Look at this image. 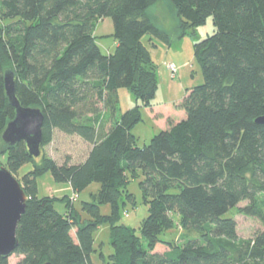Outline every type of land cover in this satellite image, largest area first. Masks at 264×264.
Here are the masks:
<instances>
[{
	"label": "trees",
	"instance_id": "1",
	"mask_svg": "<svg viewBox=\"0 0 264 264\" xmlns=\"http://www.w3.org/2000/svg\"><path fill=\"white\" fill-rule=\"evenodd\" d=\"M164 3L176 8L182 35L210 17L216 27L195 45L204 83L171 108L152 104L159 79L144 44L146 37L169 42L150 17ZM0 15L13 21L0 32V141L16 115L5 87L11 70L21 105L44 114L42 149L56 131L91 146L80 163L34 158L24 141L7 146L14 177L33 165L16 178L29 197L17 228V264H94L95 233L104 225L113 264H264V230L239 247L226 243L238 241V223L226 215L242 202L245 214L264 223V125L257 122L264 117V0H0ZM105 18L113 20L117 41L109 55L94 34ZM121 89L140 99L161 128L143 147L133 134L139 107L119 117ZM137 171L150 207L142 238L120 223L122 208L136 203L128 186ZM49 172L75 193L101 185L81 210L89 219L67 198L63 214L55 198H39L38 178ZM107 205L109 215L101 212ZM173 214L204 240H163Z\"/></svg>",
	"mask_w": 264,
	"mask_h": 264
},
{
	"label": "rangeland",
	"instance_id": "2",
	"mask_svg": "<svg viewBox=\"0 0 264 264\" xmlns=\"http://www.w3.org/2000/svg\"><path fill=\"white\" fill-rule=\"evenodd\" d=\"M150 13L153 23L167 33L169 41L152 42L149 37L144 40V44L152 55L159 79L158 89L152 104L157 107L159 105H167L171 108L182 100L192 88L204 83L203 72L196 57L195 45L196 42L212 36L216 32V27L213 18L210 17L200 26L185 29L183 31L184 35H182V22L176 8L172 4H158L151 9ZM12 22V20L5 19L0 15V32L6 30L7 26ZM94 34L104 54L115 53L117 41L115 39V26L111 18H105L96 23ZM170 64H174L177 68V74L174 78L168 68ZM119 97V117H122L129 110L139 107L142 121L134 127L133 134L136 136L138 146L143 147L149 144L152 138L160 132L161 128L150 117V112L144 107L143 102L131 91L121 89ZM90 148L91 146L80 137L69 136L56 131L52 144L43 148L42 153L52 157L58 163H64L65 161L80 163L85 160ZM6 149L7 144L2 139L0 141V166L4 167L7 166L8 162ZM32 166V164H27L21 167L18 173L15 174V178L22 181V177L33 169ZM137 175V178L131 179L128 186V190L134 195L136 203H126L121 210L122 218L120 223L136 230V234L142 238L140 229L143 221L149 215L150 207L144 203L140 187V183L144 179L143 173L137 171ZM100 188L101 185L94 182L85 191L78 193L79 197L76 195L75 199H73L71 197L74 194V190L70 183L56 182L50 172L38 178L39 198H55V207L62 214L67 211V199L74 201V207L81 212L83 220L90 218L88 214L81 211L84 203L93 202ZM63 199L66 200L64 201ZM247 205V201L242 202L226 215V218H234L238 223V241H226L231 246L239 247L243 243L252 240L258 232L264 230V223L261 220L244 213L243 210ZM101 212L109 215L111 207L109 205L103 206ZM171 218L170 224L163 227L161 233L163 240L175 242L179 245H183L189 239L199 238L202 241L204 240V233L190 228L188 222L179 214H173ZM73 233L75 235V231ZM220 241L225 243V240ZM142 243L145 247L147 246L146 240L142 239ZM95 248L97 253L93 254V259L96 264H113L109 259L110 255L114 253L111 245V229L109 225H104L96 231ZM102 253L104 255L101 257ZM21 259V256L13 254L9 258V262L10 264H17Z\"/></svg>",
	"mask_w": 264,
	"mask_h": 264
},
{
	"label": "water",
	"instance_id": "3",
	"mask_svg": "<svg viewBox=\"0 0 264 264\" xmlns=\"http://www.w3.org/2000/svg\"><path fill=\"white\" fill-rule=\"evenodd\" d=\"M5 87L16 115L9 122L2 139L8 147L24 141L30 155L39 158L42 154L44 114L39 108H25L21 105L16 96L15 73L11 70L5 73ZM257 122L264 125V117ZM28 201L29 197L21 183L8 168L0 166V258H10L19 246L17 228Z\"/></svg>",
	"mask_w": 264,
	"mask_h": 264
},
{
	"label": "built area",
	"instance_id": "4",
	"mask_svg": "<svg viewBox=\"0 0 264 264\" xmlns=\"http://www.w3.org/2000/svg\"><path fill=\"white\" fill-rule=\"evenodd\" d=\"M168 68L170 69V71H171V73H172V77L174 78V77H176V74H177V68H176V66L174 65V64H170L169 66H168ZM73 199H75L74 197H73ZM128 216V215H127Z\"/></svg>",
	"mask_w": 264,
	"mask_h": 264
},
{
	"label": "crops",
	"instance_id": "5",
	"mask_svg": "<svg viewBox=\"0 0 264 264\" xmlns=\"http://www.w3.org/2000/svg\"><path fill=\"white\" fill-rule=\"evenodd\" d=\"M97 43H98V42H97ZM98 45H99V44H98ZM119 92H120V91H119ZM150 117H151V115H150ZM151 118H152V117H151ZM152 119H153V118H152ZM76 195H77V197H79L78 193H75V192H74V194H73V196H72L71 198L75 197ZM93 261H94V259H93ZM94 264H96L95 261H94Z\"/></svg>",
	"mask_w": 264,
	"mask_h": 264
}]
</instances>
